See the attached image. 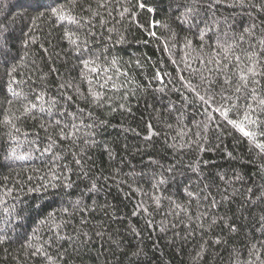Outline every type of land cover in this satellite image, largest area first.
I'll list each match as a JSON object with an SVG mask.
<instances>
[{"label":"snow or ice","instance_id":"snow-or-ice-1","mask_svg":"<svg viewBox=\"0 0 264 264\" xmlns=\"http://www.w3.org/2000/svg\"><path fill=\"white\" fill-rule=\"evenodd\" d=\"M31 3L37 14L19 36L11 13L0 17V168L23 172L27 166L31 173L0 185V250L19 245L16 264H76L99 242L112 260L119 253L128 264H143L148 233L147 239L155 235L176 249L195 242L197 262L223 246L228 264H264V0H167L161 18L151 0ZM133 29L166 61L153 62L147 53L123 60L115 49ZM148 66L152 75L141 83L137 76ZM141 100L153 111L144 148L136 151L159 142L163 156H150L147 171L127 178L115 165L105 176L95 169L96 149L117 157L98 139L111 126L104 117L132 114L133 101ZM123 131L140 136L133 128ZM226 137L259 161L261 183H249L235 168L211 171L204 154ZM221 151L229 161H243L226 147ZM77 181L85 182L82 189ZM110 181L121 192L127 185V217L98 202ZM50 189L63 190L61 205L29 231L23 198ZM119 224L139 241L130 255L113 227ZM229 238L240 242L229 246Z\"/></svg>","mask_w":264,"mask_h":264},{"label":"trees","instance_id":"trees-1","mask_svg":"<svg viewBox=\"0 0 264 264\" xmlns=\"http://www.w3.org/2000/svg\"><path fill=\"white\" fill-rule=\"evenodd\" d=\"M8 9H3L5 6L4 0H0V14L1 17L11 13L10 18L17 20V36L20 35L21 29H24L28 26V17L31 16L35 18L36 12L33 10L34 6L31 3V0H19L20 3L10 0ZM13 2L15 5L13 6ZM153 6H159V10L156 14L157 18H161L167 14V0H151ZM3 9V10H2ZM144 18H147L148 14H142ZM22 18V19H21ZM143 22V20H142ZM146 39L143 33L138 29H133L132 33L128 36V43L122 46H117L115 51L123 58L125 61H134L136 58L142 57L145 53L152 57L153 62L161 60L163 57L166 61V55L162 52H157L153 46L154 42L149 45H144L143 41ZM59 67V65H57ZM168 71H172L175 74L173 67L170 64H166ZM47 70V68H45ZM62 70V67H61ZM152 67L148 66L143 74H138L137 79L144 83V76L149 78L152 75ZM55 77H51L54 79ZM174 98V97H173ZM166 102V100H165ZM149 104L154 103L151 99L148 101ZM133 113L132 114H121L116 113L111 116H106L109 121L110 127H107L106 130L102 131L98 139L103 144L111 146L115 150L116 160H109L108 155L100 148H97L94 153L95 159V169L98 171H103L105 176L110 175L114 169L120 171L122 178H127L126 174L132 173L134 171H139L141 169H147V163L150 156H154L159 153L163 156L162 145L157 142L155 147L147 151H136L137 148H144V142L142 137L147 134L145 123L151 119L150 113H152V108H146L144 101L141 100L139 104L133 101ZM159 105H157L158 107ZM155 123V121H153ZM124 128H133L140 133V136L134 135L132 132H124ZM215 143V141H213ZM125 145L128 147L125 148ZM227 148L228 151H232L234 155L239 154L243 156V161H229L225 158L223 151L221 149ZM188 157H185V163L188 162ZM204 159L209 160V168L212 172L220 173H231V170L235 168L237 171H242L248 178L249 183L253 181L257 184L261 183L257 173V164L258 160H255L254 157H249L243 145L235 144L231 137H226L223 143L220 145V148H217L215 152H209L204 154ZM255 161V162H253ZM33 167L39 166L38 162L32 165ZM20 173L21 177H25L27 174H31L27 171V166L23 172L19 167L14 168H0V185L5 183H10L11 181H5V177L15 178L16 174ZM207 174V173H206ZM35 183V181H33ZM81 189L83 188V181H77ZM62 189H50L46 193H33L23 198L24 207L30 209L32 219H29L25 223V228L29 231L38 226L39 220L43 219L49 212L57 211L61 205V196L58 194L62 192ZM75 192L76 190L73 189ZM127 185L123 186V192L118 191L117 188L109 182V187L98 197V202L100 204L105 203V201L116 206L119 214L127 217L131 208V203L129 199H125L123 193L127 192ZM78 195V192H77ZM72 199L76 198V195L71 197ZM236 205L232 206V210L228 213L229 215L235 211ZM28 215V213H25ZM33 219L35 222H33ZM98 222H103L102 216L97 215L96 217ZM137 223L139 227L141 222L133 221ZM113 227H118L123 239V243L126 246V251L129 252L134 250L139 243V241L128 235L125 231V225H113ZM22 231L24 229H21ZM216 232L219 233L220 229L217 228ZM227 230H224L226 235ZM145 239L143 240L142 247L145 249L147 255L142 257L143 264H228V251L223 246L220 247L219 251L215 249L211 250V255L206 256L203 261L197 262L195 257V252L197 250V244L195 242H189L183 246L182 249H176L171 246H166V241L160 240L157 236H153L152 239H147L148 233H145ZM158 241L154 246L153 242ZM239 239L233 240L229 238V246L239 244ZM19 250V245L14 246L9 249L7 253L3 250H0V264H16L14 256ZM120 259L112 260L111 251L107 246L100 247L99 242H97V247L91 249L90 252L86 253L76 261V264H104L106 258L109 259V264H128V258L123 254H117Z\"/></svg>","mask_w":264,"mask_h":264},{"label":"rangeland","instance_id":"rangeland-1","mask_svg":"<svg viewBox=\"0 0 264 264\" xmlns=\"http://www.w3.org/2000/svg\"><path fill=\"white\" fill-rule=\"evenodd\" d=\"M4 2H5V6L3 7V9H8L10 4L12 3V1L10 2V0H4ZM15 2L20 3L19 0L15 1ZM15 2H13V6L15 5ZM0 17H1V14H0Z\"/></svg>","mask_w":264,"mask_h":264}]
</instances>
